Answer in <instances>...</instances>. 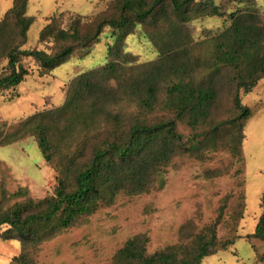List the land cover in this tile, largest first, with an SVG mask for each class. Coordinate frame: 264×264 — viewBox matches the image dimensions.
Listing matches in <instances>:
<instances>
[{"label":"trees","instance_id":"trees-1","mask_svg":"<svg viewBox=\"0 0 264 264\" xmlns=\"http://www.w3.org/2000/svg\"><path fill=\"white\" fill-rule=\"evenodd\" d=\"M12 1L0 20V58L6 60L0 72V93L16 88L30 74L24 63L27 59L37 65L42 77L72 56L86 55L105 28L110 30L112 41L102 66L75 76L67 84L60 107L33 114L7 131L0 124V147L31 138L43 161L57 173L51 196L33 200L26 190L10 197L2 195L1 234L21 247L12 264H33L28 253L31 248L68 230L100 207L112 205L119 196L149 193L159 173L178 155L200 160L205 150L216 151L225 143L223 147L233 157L242 158L243 124L250 110L242 104L240 92L248 94L264 78V21L255 11L256 0H236L242 7L230 13L216 4L218 0H113L114 15L90 21L88 28L85 16L53 14L38 34L37 42L46 47L42 49H21L34 19L25 15L28 0ZM209 16H223L229 22L215 39L212 61L206 69L215 74L222 69L234 73L233 116L196 130L213 107L217 87L209 78L203 84L196 83L194 69L181 57L191 43L188 24ZM10 26L13 36L6 35ZM138 27L157 54L154 62L140 63L137 56L125 51L126 38ZM163 83L166 98L160 100ZM131 105L139 114L126 120L122 110ZM155 108L167 114L140 119V112L150 113ZM180 123L192 131L186 138L177 131ZM229 129L236 136L228 134L229 139L221 142ZM208 174L211 178L221 176L218 170ZM16 198L22 199L9 202ZM244 207L241 201L232 218L240 220ZM259 208L254 231L245 237L264 241V193ZM223 209L224 205L214 222L192 236L190 246H168L149 254L148 238L136 235L114 254L110 264H201L235 242L236 237H217Z\"/></svg>","mask_w":264,"mask_h":264},{"label":"rangeland","instance_id":"rangeland-1","mask_svg":"<svg viewBox=\"0 0 264 264\" xmlns=\"http://www.w3.org/2000/svg\"><path fill=\"white\" fill-rule=\"evenodd\" d=\"M12 3V0H0V20ZM113 4V0H28L25 15L32 17L34 22L21 49L46 48L37 42V38L53 14L85 16V27L88 28L90 21L112 17ZM216 4L227 13L242 7L236 0H218ZM255 11L264 21V0H256ZM228 25L223 16H209L199 17L187 27L191 43L181 60H188L194 69L196 83L203 84L209 78L216 83L218 92L208 117L196 130L233 116L234 73L222 69L215 74L212 69H206L212 61L217 35ZM12 31L10 26L6 35L13 36ZM110 35V30L105 28L86 55H74L42 77L38 76L37 65L32 60H25L30 74L16 88L0 93V124L5 131L33 114L60 107L65 101V88L75 76L107 61V45L112 43ZM125 51L137 56L140 63L154 62L157 57L140 27L126 38ZM5 66L6 60L0 58V72ZM164 84L158 92L160 100L166 98ZM240 98L250 110V116L243 124L241 159L233 157L223 147L230 136H236V132L229 129L224 137L221 134L224 144L216 151L205 150L202 159L186 154L173 158L159 173L156 186L149 193L119 196L112 205L100 207L92 215L78 219L68 230L31 248L28 253L33 264H110L128 239L141 234L148 238L149 254L168 246H190L192 236L214 222L223 205L217 237H236L235 242L226 251L203 259L201 264H264V241L245 237L254 231L260 214L259 199L264 193V78L257 81L248 94L241 91ZM122 112L127 116L126 120L139 114L134 105L124 107ZM164 114L167 112L155 108L150 113L140 112V119L150 120ZM177 131L185 138L192 133L185 123L178 124ZM214 170L220 171L221 176L211 178L208 172ZM56 177L55 169L43 161L31 138L0 147V201L3 193L10 197L19 190H26L33 200L51 196ZM240 200L245 207L242 218L235 220L232 216L240 210ZM20 253L19 243L4 239L0 231V264H12V259Z\"/></svg>","mask_w":264,"mask_h":264}]
</instances>
